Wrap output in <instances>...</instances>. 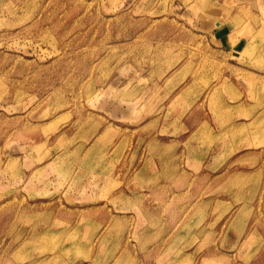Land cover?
I'll use <instances>...</instances> for the list:
<instances>
[{"label": "rangeland", "instance_id": "1", "mask_svg": "<svg viewBox=\"0 0 264 264\" xmlns=\"http://www.w3.org/2000/svg\"><path fill=\"white\" fill-rule=\"evenodd\" d=\"M0 264H264V0H0Z\"/></svg>", "mask_w": 264, "mask_h": 264}]
</instances>
